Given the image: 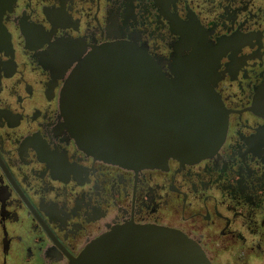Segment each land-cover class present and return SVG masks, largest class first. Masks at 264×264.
<instances>
[{
  "label": "flooded vegetation",
  "instance_id": "af4514ba",
  "mask_svg": "<svg viewBox=\"0 0 264 264\" xmlns=\"http://www.w3.org/2000/svg\"><path fill=\"white\" fill-rule=\"evenodd\" d=\"M110 42L207 87L227 115L218 149L135 167L81 146L62 88ZM124 223L264 264V0H0V264H69Z\"/></svg>",
  "mask_w": 264,
  "mask_h": 264
},
{
  "label": "water",
  "instance_id": "95a60500",
  "mask_svg": "<svg viewBox=\"0 0 264 264\" xmlns=\"http://www.w3.org/2000/svg\"><path fill=\"white\" fill-rule=\"evenodd\" d=\"M208 94L185 78H168L140 46L110 42L73 69L61 102L85 149L114 163L155 167L171 157L198 159L221 145L227 115ZM69 264L212 263L179 229L124 223L95 238Z\"/></svg>",
  "mask_w": 264,
  "mask_h": 264
}]
</instances>
